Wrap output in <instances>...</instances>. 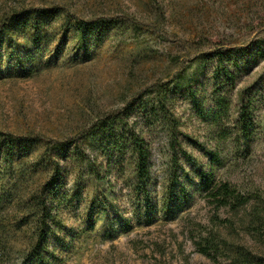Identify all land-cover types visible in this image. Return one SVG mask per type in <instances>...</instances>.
Wrapping results in <instances>:
<instances>
[{
	"label": "rangeland",
	"instance_id": "374dc122",
	"mask_svg": "<svg viewBox=\"0 0 264 264\" xmlns=\"http://www.w3.org/2000/svg\"><path fill=\"white\" fill-rule=\"evenodd\" d=\"M54 9L85 21L122 15L146 24L157 19L159 28L149 40L157 53L139 57L135 44L106 32L84 41L65 35L64 26L48 16ZM246 10L242 0H0V132L39 140L12 155L15 163L27 165L28 185H49L50 175L59 179L50 196L59 219L48 244L50 264H215L193 243L200 225L214 228L211 218L217 213L203 197L201 175L258 188L264 199V0H252V25L245 26ZM39 12L43 15L35 19ZM7 24L12 25L9 33ZM49 26L54 34L47 43ZM35 29L37 44L28 39ZM209 29L216 37L232 36L235 49L226 61L236 74L235 87L223 91L231 99V115L221 127L233 136L223 142L214 121L213 60L199 67L188 63L194 55L212 53L213 46L197 47L196 35ZM183 71L203 114L186 89L173 93L168 108L180 122L173 139L199 168L179 153L174 161L167 123L160 125L141 109L149 99L147 87ZM241 99L251 102L253 116L246 150L237 147L234 129ZM111 117L135 123L151 150L146 196L134 188L126 162L110 159L105 148L90 152L80 144L87 125ZM76 146L95 160L98 175L78 160ZM0 215L13 229L12 208ZM219 215L232 217L226 211ZM234 240L264 255V244L256 238L242 233ZM11 245L24 247L23 233L12 237L5 250L0 245V264L14 263Z\"/></svg>",
	"mask_w": 264,
	"mask_h": 264
},
{
	"label": "trees",
	"instance_id": "16d2710c",
	"mask_svg": "<svg viewBox=\"0 0 264 264\" xmlns=\"http://www.w3.org/2000/svg\"><path fill=\"white\" fill-rule=\"evenodd\" d=\"M242 1L244 8L248 10L245 11L248 13L244 17L245 26L252 25V0ZM42 15L43 13L39 12L34 15V18L37 19ZM48 16L55 21V24H61L60 27L64 26L65 35L71 33L81 37L82 41L87 35L101 39L106 32L135 44L139 57H154L157 53V49L149 42L152 33L159 28L157 19L146 24L137 18L122 15L108 18L98 17L92 21H85L57 9L51 11ZM11 26L6 25L7 33ZM44 28L42 26L41 29L44 30ZM50 28L49 26L44 31L48 39L47 43L51 42L54 34ZM33 32V36L28 39L30 43L37 44L39 36L34 34H38V29ZM196 37L197 47L213 46L212 53L194 55L188 63L199 67L206 62V59L213 60L214 66L211 74L213 91L211 94L213 103L218 109V113L214 115V121L219 129L217 131L219 140L227 141L233 135L229 128L221 127L225 119L230 120L228 118L231 115L232 106L231 99L223 94V91L227 88L233 89L236 82V74L226 65V61L235 52L233 43L230 41L232 36H229L230 38L228 36L216 37L212 29H209V31H201ZM184 50H186L184 53H187L185 47ZM171 58L177 61L179 56ZM184 73L185 71L175 74L164 84L147 87L144 95H147L149 99L141 104V109L146 116L152 115L160 125L164 121L167 123L172 132L171 146L174 150L172 155L174 161H178L179 153L186 162L199 168L198 161L190 153L181 146L176 149L177 142L173 139V134L180 122L175 119L168 108L170 96L179 90L186 89L198 114H203L202 101L191 89ZM237 111L238 115L234 121L236 142L239 143L237 147L240 150H246L251 138L250 129L253 126L251 102L245 103V100L241 99ZM83 135L80 144L84 151L94 152L105 148L109 151L110 159L114 158L118 163L126 162L130 167L134 188L140 194L147 195L152 153L145 137L136 130L135 123L132 124L122 117L99 118L85 127ZM38 142L37 139H23L10 133L0 132V160L4 165L0 167V214L2 210L5 212L12 208L16 224L13 229L8 230L0 215L1 249L7 248L12 237L17 238L23 233L25 238L24 247H17V245L10 247L15 252L13 264H50L46 256L48 244L51 236L55 235V227L59 224L57 210L50 203V196L56 189L58 177L50 175L47 179L50 181L49 185L41 183L28 185L27 165L15 163L12 159L13 153L21 154L28 144L35 145ZM83 153L79 146L75 147L76 157L85 164L86 170L93 176L98 175L95 171V160L86 159ZM211 157L215 162H220L216 154H211ZM200 178L204 191L203 197L217 213L211 218L214 228L208 229L200 225L201 231L193 239L196 251L215 264H264V255L257 254L246 245L234 240L235 237L240 238L244 233L264 244V199L260 189L248 190L228 179L216 180L213 173L208 176L202 174ZM220 211H226L232 217L221 218Z\"/></svg>",
	"mask_w": 264,
	"mask_h": 264
}]
</instances>
